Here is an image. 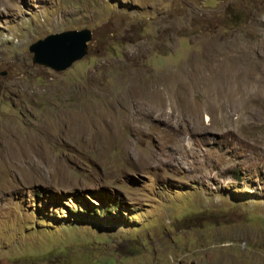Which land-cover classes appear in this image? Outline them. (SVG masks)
Here are the masks:
<instances>
[{
    "label": "rangeland",
    "instance_id": "obj_1",
    "mask_svg": "<svg viewBox=\"0 0 264 264\" xmlns=\"http://www.w3.org/2000/svg\"><path fill=\"white\" fill-rule=\"evenodd\" d=\"M0 264H264V0H0Z\"/></svg>",
    "mask_w": 264,
    "mask_h": 264
},
{
    "label": "water",
    "instance_id": "obj_2",
    "mask_svg": "<svg viewBox=\"0 0 264 264\" xmlns=\"http://www.w3.org/2000/svg\"><path fill=\"white\" fill-rule=\"evenodd\" d=\"M91 32L88 29L66 30L48 34L28 46L33 65L61 72L88 52Z\"/></svg>",
    "mask_w": 264,
    "mask_h": 264
},
{
    "label": "bare ground",
    "instance_id": "obj_3",
    "mask_svg": "<svg viewBox=\"0 0 264 264\" xmlns=\"http://www.w3.org/2000/svg\"><path fill=\"white\" fill-rule=\"evenodd\" d=\"M205 119H208L207 115L205 116Z\"/></svg>",
    "mask_w": 264,
    "mask_h": 264
}]
</instances>
